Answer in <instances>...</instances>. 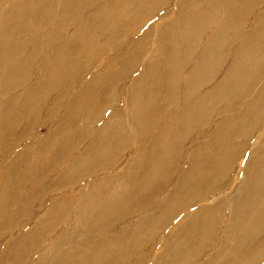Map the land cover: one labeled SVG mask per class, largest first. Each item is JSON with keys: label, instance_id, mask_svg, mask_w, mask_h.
Returning a JSON list of instances; mask_svg holds the SVG:
<instances>
[{"label": "bare ground", "instance_id": "obj_1", "mask_svg": "<svg viewBox=\"0 0 264 264\" xmlns=\"http://www.w3.org/2000/svg\"><path fill=\"white\" fill-rule=\"evenodd\" d=\"M5 1L0 0V6ZM173 1L89 0L88 4L87 0H58L62 7L60 18L46 20L50 22L44 20L47 0L33 1L30 8L32 13L30 28L19 31L23 34L28 32L34 38H41L38 40L45 43V47L38 49L35 55L40 63V80L31 72L36 73V59L28 61L27 58L33 56V53L29 51L26 56L21 57L22 60H19L22 50L31 48L34 41L25 42L20 47L8 43L17 36L13 33L11 28L14 27L11 24L17 18H22L21 10L29 0H20L1 20L0 54L9 53V56L0 64V137H2L0 168L7 161L10 147L16 149L22 142L34 137L32 132L40 126L42 120L44 126L56 121L48 132L49 139L40 145L37 142L31 145L37 146L35 148L42 159L36 163L28 162L29 166L37 164V167L43 169L44 174L50 169L59 168L64 174L61 184L68 182L65 177L68 172L71 181L79 178L84 171L83 168L86 169L85 172L92 171L93 175L100 171L107 175L112 170V174L102 178L107 186L101 192V200L111 203L101 208L99 214L111 212L118 215L121 220L124 219V224L113 227L97 219V213L93 214L94 217H90V220L76 213L75 220L62 229L71 211L70 204L75 202L68 196H62L52 199L45 205L50 192L47 193V197H39L38 193H33L28 188L29 183H38L40 177L42 182H46L47 177L45 175L36 177L35 172L30 170L26 174L28 180L22 177L23 183H16L12 175L13 171L18 169L15 163L19 159L17 157L0 176V242L8 234L30 224L38 211L42 210L44 216L37 221L31 232L26 233L24 241H21L23 243L11 241L5 244L6 250L0 257V264H25L26 261H29V264H62L67 257L79 258L82 253L86 257L80 264H123L126 255L125 252L121 254L119 249L121 260L110 263L111 252L105 254L106 249L110 247L109 241L100 244L102 247L98 245L100 248L96 247L90 252L87 251L85 242L88 236L99 231L102 236H109L108 240L115 236H121V240L126 238V235L119 231L123 226L129 227L133 222L128 220L127 215L135 212L137 208L143 209V212L152 210L157 202L155 198L158 196L160 186H166L169 180L165 173L168 175L181 171L180 167L184 165L183 157H179V160L172 159L169 155L172 147L176 152L175 145L178 143L187 147L180 151L179 156L188 155L190 165L188 168L184 165V172L180 178L183 186L174 190L172 196L163 202L161 213H158V216H162L158 217L159 222L171 223L176 219V215L185 213V210L190 208L192 200L182 198L175 201L172 208H169V205L182 194L181 192H184V195L190 193L192 197L202 201L190 214L200 219L198 236L199 247L202 246L200 251H205L210 245L218 242V239L214 240L212 234L208 233L211 226L214 231L222 230V226L224 227L223 238L226 243L221 247L218 257L211 258L209 264H239L230 260V256L232 253L236 254L241 246L249 248L245 259H240L242 263L264 262V68L259 65L260 61L264 60V39L259 40L264 28L247 31L248 36L254 31L253 39L251 37L250 40L241 41L248 39V36L233 39L232 36L239 30V20L236 18V11L240 9L238 1L178 0L176 4L178 24L173 26L174 34L168 25L161 38V34L156 35L157 28L154 29L152 24L158 19L157 15L161 9ZM249 1L243 0L242 9L250 5ZM92 5H102V8L91 11ZM120 6L122 7L119 8ZM221 9L225 10L224 15L220 14ZM221 15H223L221 23L217 27L211 26ZM112 26L113 29L110 30ZM45 27H49V31L44 34ZM75 34L71 40L60 39V36L69 39L72 36L68 35ZM87 37L94 39L96 46H93V42H84ZM147 37H152V41H162V48L159 47L157 54L149 57L141 67V78L133 79L129 93L125 97L130 117L129 125L133 131L131 134L138 149L129 164L119 173L118 168L121 167L126 150L122 149V137H119L114 145L109 143L111 137L122 129V125L118 123L112 126V122L119 116L118 105L108 101L121 97L122 93L120 94L121 89L117 86L118 83L110 78V74L114 71V74H120L126 81L140 60L137 57L122 59L114 70L110 52L119 53L118 41L121 38H128L139 48H143L148 41V39L144 41V38ZM205 37H208V40L201 44ZM50 40H54L56 45L49 44ZM235 43L243 45L237 49ZM132 45L133 43L126 45L128 51L132 50L133 46L136 47ZM34 49L35 47L32 50ZM143 56L145 55L140 57ZM233 56L235 62L229 68L224 57ZM97 68L100 70L94 74ZM59 70L64 73L62 79L57 73ZM48 72L51 76H48ZM257 72H261L262 75H257ZM221 75H224L225 80L219 79L216 85L214 82ZM181 81L183 82L180 97L181 103H184L183 110L176 112L177 119L175 117L170 122L169 108L178 106L177 85ZM257 84H262V89L257 88ZM211 85L212 90L209 89ZM102 90L107 91L106 95L104 91L105 100L93 104L96 94ZM240 90L244 92L243 97L239 95ZM193 95L194 98H191ZM236 97L240 99L239 108L233 103ZM220 104V110L213 114L212 109ZM66 106L68 109L64 112ZM216 117H223L221 125L211 128L212 133L207 136L210 137L209 141L196 146L192 151L190 147L198 139H202L207 131L204 128ZM159 118L165 123L160 125L155 122ZM234 121L236 124H233ZM22 127L23 132L18 133ZM23 133L26 139L19 135ZM72 133H75V136L70 138ZM80 133L85 138L93 133V141L88 144L82 143L85 146L83 147L79 141ZM253 133L257 134L250 138ZM6 137L10 140H6ZM63 137L66 138V142L57 146L55 160L49 162L48 153L56 141ZM232 137H242L245 141L252 140L250 147L252 152L246 157L245 162L240 163L239 170L243 167L246 172L245 187H242L243 182L241 188L236 191L234 189L230 197L225 198L223 191L235 187L233 184L229 185L230 181L227 179L234 169L231 163L238 161L235 146L225 154L230 147L228 140ZM81 141L84 142L85 139ZM91 154L94 156L91 157ZM243 154L241 149L239 155ZM22 156L23 153L20 158ZM145 158H148V161L143 165ZM74 159L78 160L76 167L63 169V164L67 160L72 162ZM107 164L109 166H106ZM198 167L202 168L201 171L197 170ZM84 184L88 188L84 198L89 197L87 195L94 197L98 194L97 187H90L96 184L90 185L88 182ZM113 186L117 188L116 191H112ZM54 188L52 183L47 186V190ZM209 196L213 197L207 200ZM134 203L136 208L132 207ZM40 205L45 207L41 209ZM90 205L105 206L96 199H88L84 201L83 208L78 206V210L88 214ZM14 206H18V210H11ZM227 209L229 214L227 219H224ZM151 223L152 221L145 226L149 227ZM136 225L137 229L141 228L138 223ZM189 225H194V222L183 225V228L187 229ZM134 230L135 228L129 230L127 234L128 243L134 246V251L130 246L125 248L132 250L134 253L132 255L136 256L137 260L143 259L146 253L150 254L152 250V247L141 250L146 243L152 241L151 231L150 234L138 236L140 233L134 234L136 231ZM58 231L60 232L57 233ZM50 234H55L51 242L45 246H50V249L36 255L37 248L34 251L32 249L36 245L44 244L42 237ZM79 235L85 238L80 245L77 241L79 239H76ZM207 235L210 236V240L204 241ZM255 236L261 237L257 243L254 242ZM169 240L165 241L167 250L171 248V245H166ZM175 249L177 252H183ZM167 255L168 257L163 258L166 264L180 262L173 252L170 251ZM185 257L186 253L179 255L180 259ZM226 258L228 260H225ZM160 259L157 258L154 264ZM133 264H138V261Z\"/></svg>", "mask_w": 264, "mask_h": 264}, {"label": "rangeland", "instance_id": "obj_2", "mask_svg": "<svg viewBox=\"0 0 264 264\" xmlns=\"http://www.w3.org/2000/svg\"><path fill=\"white\" fill-rule=\"evenodd\" d=\"M10 2H8L7 0L5 2L1 3L0 6V23L1 20L4 19V17L8 14V12H10V10L15 7L20 0H9ZM28 1V0H27ZM35 1V0H29V3L24 6V8H22L21 12H22V18H17V20H15L11 26L14 28L13 29V33L16 36L15 39H12L10 41H8V43H13L15 45V47H20L21 45H23L25 42H33L31 48L29 49H25L22 50L19 60H22L21 57L26 56V54L29 53V51L31 53H33V56H28V61H32L33 59H36V73L31 71L33 73V75H35L38 80H40V76H41V72H39V62L37 61V57L36 55V51L38 49H42L45 47V43L38 39L41 38H34L32 36V34H28V32H25L24 34L21 33L19 30H23L26 31L27 29L30 28L31 25V3ZM238 1L240 4V9H238L236 11L238 20H239V30L236 31L232 36L233 39H237L239 36L242 37H247V31L253 30V29H261L264 28V0H250V5L246 8V9H242L243 7V0H235ZM87 3L89 4V0H87ZM178 3V0H174L173 3H169L167 6H165L163 9H161L160 13L157 15L158 19L153 21V27L154 29L157 28L156 31V35L161 34V38H163V32L165 31V28L170 25V30H172L173 34H174V28L173 26L178 24V13H177V9H176V4ZM122 6H120L119 8H121ZM102 8V5H92L90 6L91 11H98ZM62 7L61 4L58 3V0H47V10H46V16H45V22H50V21H46L49 19H54V18H60V13H61ZM220 14L225 13L224 9H221V11H219ZM168 13V14H167ZM167 14V15H166ZM223 15H221L218 19H216L215 21L212 22L213 27H217L222 19H223ZM25 17V18H23ZM96 17V16H95ZM99 19V18H96ZM145 20V19H144ZM171 23V24H170ZM224 24V23H223ZM113 29V26L110 27V30ZM49 31V27H45L44 29V34L47 33ZM21 33V36L18 35V33ZM170 33V31H169ZM254 31L250 34V36H248V39H242L243 40H250L252 35H253ZM68 36H72L69 39H67L65 36H60L61 40H71L73 37L76 36L75 35H68ZM148 39L147 43L145 45H143V48H139L136 43L131 42L128 38H124V39H120V41H118L120 43V48H119V53L116 52H110V56H111V60H112V65L114 67V70L117 68V63L122 60V59H127V58H132V57H137V59H139L140 61L138 62L139 65L135 68V70L131 73V75L125 80H123L120 77V74H114V71L110 74V78L118 83L117 86L120 87L122 96L119 98H115L113 101H108V102H112L115 105H118L117 110L119 112V116L118 118H116L113 122H112V126H116L118 123H121L122 125V129L119 131V133H116L113 137H111L109 143L114 145L116 142H118V138L122 137V149L126 150L125 153V157L123 162L121 163V167L118 168V172H122L123 169L129 164L130 160L132 159V157L135 155V153L137 152L138 147L135 145L134 143V136L133 131L129 125V116H128V109H127V104H126V99L125 97L128 95L129 93V86L131 84V82L133 81V79H137V78H141V67L146 63V61L149 59V57H154L155 53L157 54V51L159 47L162 48V41L157 40V41H152V37H147L144 38V41ZM253 39V37H252ZM260 39H264V30H262V34L259 38ZM208 40V37H205L202 40L201 44H204L205 41ZM51 41V42H50ZM49 44L55 46L56 42L54 40H50ZM86 43H94V39L92 38H85L83 40ZM151 41V42H150ZM63 41H61V44ZM106 41L104 40L103 43H105ZM133 43L132 50L128 51L126 48V45H129ZM139 43V42H138ZM149 45V46H148ZM243 45V43L241 44H237L235 43V47L237 49H240L241 46ZM93 46H96V44L94 43ZM131 46V47H132ZM35 47L34 51L32 50ZM143 50V51H141ZM12 51H17V50H12ZM89 54V53H88ZM91 55L93 54V52L90 53ZM142 58L140 56L142 55ZM49 55V54H48ZM47 55V57H48ZM9 56V53H3L0 54V64L3 62L4 58ZM85 59H88L87 57H84ZM224 61L227 63L226 65L230 68L232 66V64L235 62V56L233 57H224ZM29 64V63H28ZM111 64V63H110ZM260 67L264 68V60L260 61ZM82 67V66H81ZM100 67V65H99ZM100 69L97 68L94 70V74H97V71H99ZM57 73H59L60 78L62 79L63 76V72H61L60 70L57 71ZM223 74V73H222ZM257 75L261 76L262 73L261 72H257ZM48 76H51V73L48 72ZM223 81L225 80L224 75H221L220 78L217 77L216 81L214 82L216 85L218 83V81ZM227 79V78H226ZM183 81H181L178 85H177V97H178V106L174 107V108H169V115H170V122L174 120V118L176 117V112L180 111L182 112L183 110V106L184 103H181V97H180V93H181V84ZM213 83V84H214ZM212 84V85H213ZM82 85V84H81ZM212 85L209 87L210 90H212L213 88ZM83 86V85H82ZM108 87V86H107ZM257 88L262 89V84H257L256 85ZM96 91L98 92L99 89H96ZM104 91L102 90L100 93L96 94V97L94 99L93 104H95V102H100L101 100H105L104 98ZM207 91V90H206ZM105 91V95H106ZM263 92V90L261 91ZM239 95L241 97L244 96V92L242 90L239 91ZM260 95V93H259ZM191 98H194L191 96ZM236 100L233 102L234 104L237 105V107L239 108L241 106V104H239L240 99L238 97L235 98ZM72 100V97H70V101ZM230 100V99H229ZM126 101V102H125ZM221 107V104L219 106H216L212 109L213 114L216 111H219ZM68 109V107L66 106L64 108V112H66ZM238 110V109H237ZM127 112V114H126ZM92 116V114H91ZM238 116V115H237ZM84 117H86V115H84ZM45 116L42 118L44 119ZM103 120H105L104 118H102ZM177 119V117H176ZM222 119L223 117H216L214 118L209 124L206 125L207 131H205L202 139H198V141L196 143L193 144L192 147H190L192 149V151L194 149H196V146L200 145V144H205L209 141L210 137H207L209 135V133H212V131H210L211 128H217L218 126L221 125L222 123ZM43 120L40 123V126L36 127V129L34 130V132H32L35 136L32 137L31 139H27L24 142H22L19 147H17L16 149H13V147H10L11 150L8 153V156L6 157L7 161L5 162L4 165L1 166L0 168V176L2 175L3 171L8 167V165L10 164V162L12 160H14L15 162V158L19 157L18 161H16V168H18L16 171H13L14 174L12 175L13 178L16 179V183H23L22 182V177L27 179V173L28 170L35 172L34 176L38 177V176H42L45 175L47 177V181L46 182H42V177L41 180L38 183H29V190H31L33 193H38L39 197H47V193L50 192V197L48 196L45 200V205L49 204L52 199L56 198V197H62V196H68L70 198V200H72V202L74 201L75 203L70 204L71 207V211L70 214L68 215V219L66 222L63 223L62 225V229L66 228V226L71 223L72 220H75V215L76 213L82 215L83 217H87L90 220V217H94L92 216L93 214H98V218L100 221H104L105 223H108V225L113 226V227H120L121 225L124 224V219L121 220L118 215L112 214L111 212L108 213H104V214H99V212L101 211V208H105L106 206H108V204H110V201H102V190L107 186L105 180H102V178H105L107 175L112 174L113 171L110 170V172L105 175V173H102V171L98 172L97 174L93 175L92 171H88L85 172V168L84 171L80 174L78 179H73L71 181H69V172H68L65 177L66 179H68L67 183L61 184V179L63 174V171L60 170L59 168H54V169H50L47 174L43 173V169L41 167H37V164L33 167L29 166L28 162L31 163H36L39 162L40 159H42L41 157H39V152L36 150L35 147H31V145L34 142H37L39 145L41 143H43L44 141H46V139L50 137V133L49 130H51V127L54 125V123L56 121H53L49 124H46L45 126L42 125ZM155 122H158L160 125H162L164 122L163 119L159 118L158 120H155ZM162 123V124H161ZM233 124H236L235 121ZM96 128V126H95ZM235 131V129H233ZM171 131V130H170ZM219 131V130H217ZM23 132V127L19 129L18 133H22ZM220 132V131H219ZM235 133V132H234ZM257 133H253L252 136H249L250 138L256 136ZM260 134V133H259ZM24 136L25 133L23 134H19ZM70 138H73L75 136V133H72L70 135ZM197 137V136H196ZM206 137V138H205ZM24 138L26 139V137L24 136ZM170 138V136H169ZM168 141L171 143V141ZM205 138V139H203ZM2 139V137H0V140ZM6 140H10L9 137L5 138ZM84 142H82L81 140H84ZM94 139L93 133L90 135H87L86 138L84 136H82V133H80V139L79 141L81 142V145L83 144H88L89 142H92ZM196 140V138L194 139ZM227 140V139H225ZM230 143V147L228 148L227 152H225V154H227L231 148L233 146H235L237 149L235 151V155L238 157V161L237 162H232L231 165L234 167V169L232 170V172L229 174L228 178L224 177V179H228V181H230L228 184L229 185H234L235 187H232L231 190L230 188L226 191H223V196L225 198L230 197V195L232 194V192H234L238 189L241 188L242 183L244 182V179L246 177V172L243 170V167L241 170H239V168H241V164L242 162H245L246 157H248L249 155H251L252 152V140L250 141H245V138L242 137H232V139L228 140ZM2 142V140H1ZM66 142V138H60L56 141L55 146L53 147V149L48 153L47 156V160L49 162H53L55 160V157L57 155V151H58V145L63 144ZM83 143V144H82ZM151 145V144H150ZM180 145V146H179ZM27 146V147H26ZM175 150H172V148H170L169 151V155L172 159H179L182 158L184 160V165L188 166L190 165L189 159H188V155L184 156L183 154L181 156H179V153L181 150L187 149L186 146H184L181 143H178L177 145H175ZM25 147V148H24ZM83 147H85L83 145ZM27 148H29V150H27ZM243 150V155H239V151ZM26 150V152H25ZM250 151V154H249ZM21 153H23L22 158H20ZM94 154H91V157H93ZM180 157V158H179ZM1 158V157H0ZM78 159V157L76 158ZM74 159L72 162L71 161H66L63 164V169H66L68 167H76V163L78 160ZM1 160V159H0ZM182 160V161H183ZM148 161V158H145V161L143 163V165H145ZM184 165H182V167H180L181 171L177 172V173H171L168 174L165 173L166 177L169 179L167 181V185L165 186H160L159 192H158V196L155 198V201L157 200L156 204L153 206L152 210H146L145 212H143L140 208H137L135 210V212H132L130 215L128 216V220L133 221L129 227L123 226L119 232H122L126 235V238L121 240L122 237L121 236H115L113 237L111 240H108L109 236H102L101 231L97 232L94 235L88 236L87 241L85 242V244L87 245L88 249L87 251H94L96 247L100 248L99 246L102 245V243L104 244V242L109 241L110 242V247L106 249L105 254H107L109 251L111 252V256H110V263H113L114 261L118 262L121 260L120 258V251L121 250V254L123 252H125V258L123 259L124 262L123 264H133L136 261H138V264H154L157 260V258H161L159 260V262L157 264H166L163 258L168 257L167 253L171 251V253L173 252V254L178 256L179 259V263L176 264H209L211 262V258H216L218 257V255L221 252V247L223 245H225L226 240H224L223 238V231H224V227L222 226V230L221 229H213V227L211 226L210 231H208L209 234H212V238L214 240L218 239L217 244L215 245H210L209 249L205 250V251H200L201 248L199 247V241H198V236H199V229H200V219L198 216H193L190 215L192 211H195L196 207H199V204L202 203V201H199L198 199H196V197H192L190 193H188L187 195H184V192H181L182 194H180L179 197H177L175 200H173V202L170 203L169 208H172L174 206V202L175 201H180V199L184 198V199H188L192 200L191 204H190V208L188 210H185L186 212L183 214H178L176 215V219L171 222V223H167V224H161L158 220V217H162V216H158V213L160 214L162 210V206H163V202L165 200H167L168 198H170L172 196V194L174 193V190H177L179 187L183 186L180 182V178L182 176V173L184 172ZM244 165H246L244 163ZM106 166H109V164H107ZM201 167H198L197 170L201 171ZM65 172V173H66ZM63 174V175H62ZM88 182L90 185L91 184H96L94 186H90L91 188L93 187H97L99 192L96 196L91 197L90 195H87L89 197L84 198V195L86 194L88 188L86 187V183ZM15 183V182H14ZM52 183L53 187H55L54 189L51 190H47V186L50 185ZM59 184V185H57ZM61 184V185H60ZM66 184V185H65ZM243 188L245 187V182L244 185L242 186ZM217 186L214 188L216 189ZM134 189V188H132ZM117 188L115 186L112 187V191H116ZM134 191V190H133ZM56 192V193H54ZM43 193H45L46 195L44 196ZM221 195V193H219ZM130 196V195H129ZM213 196H209L207 200L211 199ZM88 199H96L99 202H101L102 204H104L105 206L103 207H98L99 205H90L88 206L90 212L87 214V212H83L82 210H78V206L80 208H83V204L84 201H87ZM206 201V200H205ZM205 203V202H204ZM45 205H43L45 207ZM121 205H123V203H121ZM41 206V205H40ZM43 206H41V209L43 208ZM120 207V205H119ZM136 208V204L134 203V206ZM168 208V209H169ZM87 209V208H86ZM13 211L18 210V206H14L12 207ZM43 211L40 210L38 211L33 218L31 219L30 224H28L27 226L15 230L14 232H12L11 234H8L5 238L1 239L0 242V257L1 255L4 253L5 249V244L11 241H16L17 242H21L24 241V238L27 236V234L29 232H31L35 227H36V223L39 219H41L44 214L42 213ZM229 214V209H227L226 213L224 214V219H227V215ZM175 216V215H173ZM169 217V216H168ZM91 218V219H92ZM162 219V218H161ZM150 221H152L151 226H145L146 223H149ZM190 222H194V225H189V227L187 229L183 228V225H186ZM138 223L139 226H141V228H136V224ZM133 226V227H132ZM145 226V227H144ZM157 228H154L156 227ZM135 228V232L134 234L140 233L138 236H143V234H150L151 231V235L150 237L153 238L151 242H149L148 244L146 243V245L144 247H142L141 250L143 249H147L149 247H152V250L150 252V254L146 253V257L143 259H138L136 258V256L132 255L134 253H132V250L134 249V246H131L128 243V238H127V234L129 232V230L131 231L132 229ZM150 228V229H149ZM153 229H159L154 231ZM60 231H58L57 233H59ZM116 232V231H114ZM27 233V234H26ZM172 233V235L170 236V234ZM253 234V233H252ZM55 236V234L53 235H46V237H42L44 244H40V246L36 245L32 251H34L36 248V255L43 253L45 251H48V249H50L49 247H45L47 246L48 243L51 242V240L53 239V237ZM76 239L79 242V245L83 243V241H85V238L83 236H77ZM171 242H170V240ZM126 240V241H125ZM169 240L167 242L166 245H171V248L169 250L165 249V241ZM210 240V236L207 235L204 238V241H208ZM261 240L260 236H255L254 237V242L257 243L258 241ZM41 242V241H40ZM23 243V242H21ZM101 244V245H100ZM99 245V246H98ZM130 246L132 250H126L125 247ZM147 246V247H146ZM241 246V245H240ZM102 247V246H101ZM124 247V248H123ZM45 248V249H44ZM175 248H178V250H182L183 252H177ZM119 249V250H118ZM126 250V251H125ZM30 251V252H32ZM116 251V253H115ZM134 251V250H133ZM181 253H186V257L180 259L179 255ZM249 253V248L246 247H242L239 249V251L234 254L232 253L230 256V260H234L239 262V264H249L250 262L244 261L245 263H242L240 261V259H245L246 255ZM33 254V253H32ZM103 254V255H105ZM124 254V253H123ZM147 256L148 259H147ZM172 256V255H171ZM170 256V257H171ZM86 257V255L84 256V253H82L80 255L79 258H72V257H67L65 260H63L62 264H80L81 261ZM225 260H228L227 258ZM29 261H26L25 264H29ZM250 264H254V263H250ZM260 264H264V262L260 263Z\"/></svg>", "mask_w": 264, "mask_h": 264}]
</instances>
